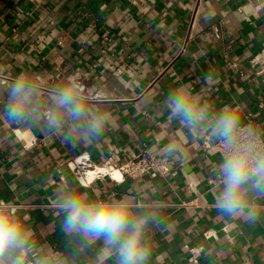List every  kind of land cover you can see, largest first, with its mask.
I'll use <instances>...</instances> for the list:
<instances>
[{"label": "crops", "instance_id": "1", "mask_svg": "<svg viewBox=\"0 0 264 264\" xmlns=\"http://www.w3.org/2000/svg\"><path fill=\"white\" fill-rule=\"evenodd\" d=\"M252 1L0 0V103L21 74L49 87L79 73L111 96L112 122L89 148L0 120V198L23 202L41 246L63 243L50 205L71 181L106 193L149 190L164 221L151 233L150 264H264V222L226 219L213 207L222 159L215 141L206 149L205 135L187 134L161 108L167 93L188 84L212 108L237 106L243 122L264 129V8L256 12ZM172 142L180 151L166 157L160 149ZM141 152L169 172L88 183L72 169L92 171L111 154L122 165Z\"/></svg>", "mask_w": 264, "mask_h": 264}, {"label": "clouds", "instance_id": "2", "mask_svg": "<svg viewBox=\"0 0 264 264\" xmlns=\"http://www.w3.org/2000/svg\"><path fill=\"white\" fill-rule=\"evenodd\" d=\"M110 101L107 90L86 86L79 73L49 87L21 74L6 89L0 120L29 131L38 128L73 148H89L112 122ZM161 108L187 134L206 135L222 145L215 210L249 225L264 222V129L244 125L237 106L212 108L188 84L167 93ZM160 151L175 156L180 144L168 143ZM50 210L59 220L63 243L41 246L23 202L0 198V264H150L151 233L164 223L163 205L149 190L135 188L106 193L81 190L70 181L56 191Z\"/></svg>", "mask_w": 264, "mask_h": 264}, {"label": "built area", "instance_id": "3", "mask_svg": "<svg viewBox=\"0 0 264 264\" xmlns=\"http://www.w3.org/2000/svg\"><path fill=\"white\" fill-rule=\"evenodd\" d=\"M251 3L256 9V12L258 13H260L264 8V0H253ZM256 59L252 60V62H256ZM263 70L264 67L262 71ZM243 124L246 126L254 125L257 128H260L259 124L253 122V120L250 117H248V119L244 121ZM213 143L216 146L218 154L222 158L223 156L222 145L218 141H215ZM203 144L206 149H210L212 147V139H210L208 136L205 135L203 138ZM91 167H92V171H94L95 174L90 179L87 177V172L84 169L76 166H74L72 169L76 174V176L79 178V180H84L88 183H90L91 180L96 176L108 175L112 180H115L117 182H122L125 180L126 177L137 178L153 170L158 171L162 174H166L167 172H169V166L167 162L160 160L153 155H148L146 152H141L137 154L133 159L129 160L128 162L122 165L116 164L114 161V155L111 154L102 163L100 164L93 163L91 164ZM101 167L106 168L107 171L100 172L98 169ZM214 182L215 180L213 179L210 180V183L213 184ZM203 234L207 237H211L213 235H216V232L212 230H205ZM191 251L195 253L200 251V248H193L191 249Z\"/></svg>", "mask_w": 264, "mask_h": 264}, {"label": "bare ground", "instance_id": "4", "mask_svg": "<svg viewBox=\"0 0 264 264\" xmlns=\"http://www.w3.org/2000/svg\"><path fill=\"white\" fill-rule=\"evenodd\" d=\"M98 170H99L100 172H105V171H107V169L104 168V167H101V168H99ZM94 174H95L94 171H89V172H87V177L90 179V178H92V177L94 176Z\"/></svg>", "mask_w": 264, "mask_h": 264}]
</instances>
